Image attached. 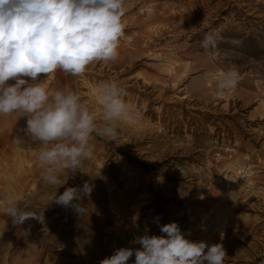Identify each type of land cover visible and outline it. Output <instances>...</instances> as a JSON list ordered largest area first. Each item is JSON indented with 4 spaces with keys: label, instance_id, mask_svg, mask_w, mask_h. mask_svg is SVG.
I'll use <instances>...</instances> for the list:
<instances>
[{
    "label": "rangeland",
    "instance_id": "rangeland-1",
    "mask_svg": "<svg viewBox=\"0 0 264 264\" xmlns=\"http://www.w3.org/2000/svg\"><path fill=\"white\" fill-rule=\"evenodd\" d=\"M124 3L116 62L40 76L50 91L79 93L98 119V85L118 82L139 115L120 124L116 143L94 136L93 158L65 171L56 193L38 162L48 145L24 136L27 117L0 115V200L15 193L22 208L44 212V223L25 222L26 236L0 208V264H100L139 247L132 241L146 228L166 235L156 217L190 240L223 244L224 264H264V0ZM212 30L222 37L215 53L200 47ZM232 66L238 86L217 90ZM85 182V214L51 202Z\"/></svg>",
    "mask_w": 264,
    "mask_h": 264
},
{
    "label": "clouds",
    "instance_id": "clouds-1",
    "mask_svg": "<svg viewBox=\"0 0 264 264\" xmlns=\"http://www.w3.org/2000/svg\"><path fill=\"white\" fill-rule=\"evenodd\" d=\"M124 0H0V115L27 117L25 137L48 147L38 154L42 180L56 189L67 179L63 173L80 170L94 156V136L110 142L119 139L122 122L138 116L126 101V90L115 81H104L97 88L100 118L94 109L72 90H49L40 79L58 69L72 76L83 75L94 63L116 62L123 39ZM222 39L216 30L205 32L200 47L215 53ZM234 43H239L234 41ZM241 76L235 66L216 80L219 91L235 89ZM11 81V82H10ZM19 142V141H17ZM93 186L68 187L51 202L86 212L81 203ZM15 193L0 200L3 214L27 236L22 226L29 220L44 223V212L26 210ZM154 222L166 235L145 234L134 238L139 247H121L100 264H224L226 250L221 243L186 238L176 222Z\"/></svg>",
    "mask_w": 264,
    "mask_h": 264
}]
</instances>
